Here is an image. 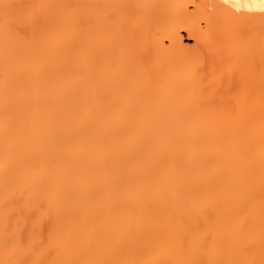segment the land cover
<instances>
[{
    "label": "bare ground",
    "instance_id": "bare-ground-1",
    "mask_svg": "<svg viewBox=\"0 0 264 264\" xmlns=\"http://www.w3.org/2000/svg\"><path fill=\"white\" fill-rule=\"evenodd\" d=\"M259 4L0 0V264H264Z\"/></svg>",
    "mask_w": 264,
    "mask_h": 264
},
{
    "label": "rangeland",
    "instance_id": "rangeland-1",
    "mask_svg": "<svg viewBox=\"0 0 264 264\" xmlns=\"http://www.w3.org/2000/svg\"><path fill=\"white\" fill-rule=\"evenodd\" d=\"M182 34L187 35L185 31L182 32ZM188 44H193V40H185Z\"/></svg>",
    "mask_w": 264,
    "mask_h": 264
},
{
    "label": "snow or ice",
    "instance_id": "snow-or-ice-1",
    "mask_svg": "<svg viewBox=\"0 0 264 264\" xmlns=\"http://www.w3.org/2000/svg\"><path fill=\"white\" fill-rule=\"evenodd\" d=\"M259 7L261 8V10H264V0H260Z\"/></svg>",
    "mask_w": 264,
    "mask_h": 264
}]
</instances>
